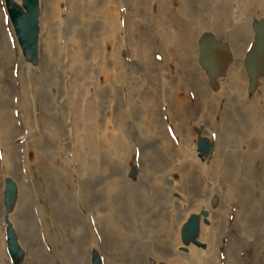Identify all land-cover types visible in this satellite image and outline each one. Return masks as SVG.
Masks as SVG:
<instances>
[{
    "label": "rangeland",
    "instance_id": "374dc122",
    "mask_svg": "<svg viewBox=\"0 0 264 264\" xmlns=\"http://www.w3.org/2000/svg\"><path fill=\"white\" fill-rule=\"evenodd\" d=\"M7 2L0 264H264V70L213 79L191 46L237 56L264 0H38L36 51Z\"/></svg>",
    "mask_w": 264,
    "mask_h": 264
},
{
    "label": "water",
    "instance_id": "95a60500",
    "mask_svg": "<svg viewBox=\"0 0 264 264\" xmlns=\"http://www.w3.org/2000/svg\"><path fill=\"white\" fill-rule=\"evenodd\" d=\"M10 17L15 28L18 40L21 45L31 51H35L37 38L36 25V0H24L23 6L26 12L21 11L17 7L9 3ZM229 59L225 49L214 43L205 44L202 52L203 62L210 67L218 66L220 68ZM264 61V21L256 25L255 43L253 50L246 59V66L252 80L255 78L258 67ZM217 70V67L214 69ZM195 231L193 221H190L186 227V233L192 234ZM14 236L9 232L7 239V247L11 257L18 255L19 251L14 242ZM96 258L94 264H97Z\"/></svg>",
    "mask_w": 264,
    "mask_h": 264
},
{
    "label": "bare ground",
    "instance_id": "6f19581e",
    "mask_svg": "<svg viewBox=\"0 0 264 264\" xmlns=\"http://www.w3.org/2000/svg\"><path fill=\"white\" fill-rule=\"evenodd\" d=\"M250 23V25H248V28H249V35H248V38L247 39H245V41H244V43H246V44H244V46L246 45V48H244L243 50H244V54L246 53V51H247V49L249 48V46H250V43H251V40H252V35L254 34V30H253V25H254V20H252L251 22H249ZM201 36H196V37H192V39H191V46H192V54L193 55H195L196 54V44H197V40L200 38ZM44 46H45V44H43V48H44ZM243 46V47H244ZM246 49V50H245ZM243 50L240 52V53H238V55L237 56H235L234 54V57H235V60H234V62H232V64H230V68H234L235 66H241L242 67V65L239 63V61L241 60V58H242V55H240V54H242L243 53ZM235 63V64H234ZM239 63V64H238ZM229 70V68L227 69V71ZM226 71V72H227ZM223 73H224V71L223 72H221V74L220 75H218L217 76V78L216 79H220L222 76H223ZM6 124L8 123V122H6V121H4ZM155 130V128L153 127V131ZM58 177V176H57ZM18 197H17V204H16V209L14 210V212H17L18 210H19V213L17 212V214L18 215H20V216H22L23 217V222H22V224H21V226L24 228V227H26V222H25V212H26V207H25V202H24V199H23V196H22V194L21 193H18V195H17ZM52 203H54V201H52ZM54 206H55V209H57L56 210V213L59 211V209H60V207H62V205H61V203L60 202H57V204H54ZM55 216V215H54ZM0 246H1V242H0ZM0 252H1V247H0Z\"/></svg>",
    "mask_w": 264,
    "mask_h": 264
}]
</instances>
